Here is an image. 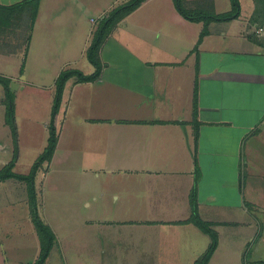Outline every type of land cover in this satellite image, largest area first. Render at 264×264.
I'll return each mask as SVG.
<instances>
[{
	"label": "crops",
	"instance_id": "crops-1",
	"mask_svg": "<svg viewBox=\"0 0 264 264\" xmlns=\"http://www.w3.org/2000/svg\"><path fill=\"white\" fill-rule=\"evenodd\" d=\"M25 1L35 0L0 6ZM120 1L42 0L32 34L76 66L99 19L88 14L105 17ZM241 2L237 17L206 23L146 0L105 36L100 77L66 82L67 111L91 122L99 168L119 176L111 196L102 184L93 197L102 209L91 218L106 227L91 234L99 252L87 264H197L211 236L192 221L193 190L218 235L207 264H264V3Z\"/></svg>",
	"mask_w": 264,
	"mask_h": 264
},
{
	"label": "rangeland",
	"instance_id": "rangeland-1",
	"mask_svg": "<svg viewBox=\"0 0 264 264\" xmlns=\"http://www.w3.org/2000/svg\"><path fill=\"white\" fill-rule=\"evenodd\" d=\"M41 1H28L25 8L15 9L19 15L7 13L9 18L0 12V20L4 19L0 22V77L4 79L0 82V171L15 160L12 170L23 175L30 173L48 143L55 86L60 71L78 67L86 73L95 68L88 56L76 66L69 65L71 59L59 58L54 44L44 43L43 37L38 42V37L32 34V22L35 7ZM129 1L122 0L115 8ZM243 1L239 0V4L243 5ZM170 2L177 9L175 0ZM231 4V10L227 11ZM181 5L192 14L219 15L235 10L233 0H181ZM169 14H164V20L173 19ZM90 18H99L94 37L104 17L103 14L90 12L87 19ZM51 45L53 48L40 52ZM26 76L27 79L23 78ZM6 87L14 96L11 117L7 111ZM77 101L72 99V104L76 106ZM90 105L80 101L79 109L85 111L83 113L88 118ZM66 106L67 102L62 99L55 120L59 142L52 160L38 170L35 178L36 207L27 181L10 178L0 182V264L36 263L43 246L36 218L55 234L44 264H87L97 258L99 251L94 247H98V242L91 243V234L105 228L106 220L100 224L98 218H91L93 212L102 209V203H99L100 208L96 207L93 197L102 189V184L110 185L104 190L106 196H111L116 191L119 176L99 168L100 162L91 152V122L81 124L79 110L74 108L71 113ZM192 221L196 222L193 218Z\"/></svg>",
	"mask_w": 264,
	"mask_h": 264
},
{
	"label": "trees",
	"instance_id": "trees-1",
	"mask_svg": "<svg viewBox=\"0 0 264 264\" xmlns=\"http://www.w3.org/2000/svg\"><path fill=\"white\" fill-rule=\"evenodd\" d=\"M146 0H131L128 3L119 6L115 9H113L109 14H107L104 19L102 20V25L97 30L93 41L91 42L87 56L90 60V62L95 66V70L93 73L85 74L79 69L70 68L63 70L57 77L56 80V88H55V97H54V103L52 107V118L51 122L49 124V137H48V143L43 151V153L38 157V159L33 164L31 171L27 175L18 174L15 173L12 168L15 165V160L8 163L1 171H0V182L6 179L15 178L20 181H27L29 184V189L31 193V199L33 204L36 207V190H35V178L37 175L38 170L44 165V164H50L52 157L55 153L57 144H58V131L55 126V120L56 116L58 114L59 108L61 106V102L63 99V93L65 89L66 82L73 76H76L78 78V81L80 82H89V81H95L97 80L100 75L103 68V64L98 56L100 47L103 43V40L105 36L109 33V31L114 27V24L117 23L118 19H121L124 15L130 13L131 11L137 9L143 2ZM235 5V10L233 12L229 13H223L219 15H212V14H192L188 12L182 5L181 0H175L176 7L180 14L185 17L186 19L193 21V22H199V21H222V20H228L232 19L234 17H237L240 13V7H239V0H233ZM28 1H25L23 3L16 4L14 6L10 7H3L0 6V12L4 13L6 18H9V14L15 13V9L18 8H25L28 4ZM18 7V8H17ZM10 12V13H9ZM9 13V14H7ZM4 22L3 20H0V22ZM207 30L204 29L201 32L200 40L204 35H206ZM3 78L0 77V82H3ZM7 84V83H5ZM6 102H7V111L9 117L13 115L14 111V96L10 90L9 87H6ZM198 133V132H197ZM196 133V134H197ZM191 206H192V218L196 220V224H198L205 232H207L211 236V243L209 245L208 250L206 253L202 256V258L197 262V264H207L210 260L211 256L215 252L217 245H218V235L217 233L212 229L211 224L208 222L201 221L199 219L198 215V205H197V195L195 190L191 192ZM36 210V209H35ZM37 212V210L35 211ZM36 223L39 228L40 233L42 234V253L41 256L37 259L35 264H44L47 260L49 253L51 251V248L53 246L54 240H55V234L51 230L49 226L44 224L39 218H36Z\"/></svg>",
	"mask_w": 264,
	"mask_h": 264
}]
</instances>
